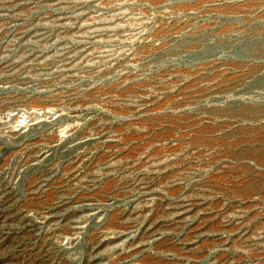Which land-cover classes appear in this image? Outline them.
<instances>
[{
  "label": "rangeland",
  "instance_id": "rangeland-1",
  "mask_svg": "<svg viewBox=\"0 0 264 264\" xmlns=\"http://www.w3.org/2000/svg\"><path fill=\"white\" fill-rule=\"evenodd\" d=\"M0 264H264V0H0Z\"/></svg>",
  "mask_w": 264,
  "mask_h": 264
}]
</instances>
